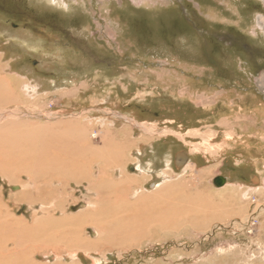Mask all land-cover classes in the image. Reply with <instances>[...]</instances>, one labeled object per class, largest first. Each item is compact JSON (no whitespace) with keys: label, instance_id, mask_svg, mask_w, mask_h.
<instances>
[{"label":"rangeland","instance_id":"obj_1","mask_svg":"<svg viewBox=\"0 0 264 264\" xmlns=\"http://www.w3.org/2000/svg\"><path fill=\"white\" fill-rule=\"evenodd\" d=\"M263 17L264 0H0V52L15 70L42 81L55 101L50 104L53 111L71 118L87 114L86 121H113L119 125L111 127H127L131 152L143 149L144 164L153 158L157 171L169 168L166 155L171 152L174 177L185 176L188 170L177 166L174 157L186 150L198 168L216 165L210 177L213 186L225 187L226 183L216 185L218 176L226 178L225 182L261 183L263 179L254 181L253 176L263 177L264 156L252 161L241 155L235 139L243 136L256 148L258 138L251 134L264 136V131L258 132L262 122L256 116L259 108L264 109ZM72 85L78 88L57 102L56 90ZM181 92L190 98L182 99ZM200 95H205L202 106L192 102ZM247 95L252 99L245 101ZM93 97L95 102L90 104ZM84 100L85 107L79 103ZM22 103L29 104V100ZM201 107H227L234 114H222L217 120L210 117L215 121L206 122ZM188 115H192L190 120ZM129 169L136 170L135 162ZM160 178L154 176L146 188L162 189L150 188ZM2 189L8 200L11 185L0 176ZM67 192L63 208L70 212L85 208L89 195L85 185L73 184ZM91 196L95 198L96 193ZM40 207L23 202L9 209L32 222L33 211ZM119 210L115 221L126 220L132 213L124 207ZM249 211L264 218V200L254 198ZM153 213L154 202L144 216ZM221 222L193 226L151 221L144 236L116 242L105 241L102 234L92 258L82 254L74 264H264V230L259 218L246 230L236 229L237 221ZM100 226L105 232L106 227ZM85 231L95 238L98 235L93 224ZM2 242L0 251L12 246L11 241ZM51 264L58 263L53 260Z\"/></svg>","mask_w":264,"mask_h":264},{"label":"bare ground","instance_id":"obj_2","mask_svg":"<svg viewBox=\"0 0 264 264\" xmlns=\"http://www.w3.org/2000/svg\"><path fill=\"white\" fill-rule=\"evenodd\" d=\"M197 33L201 35V30L198 29ZM3 54L0 52V176L11 185L12 190L8 200L3 189L0 190V242H12V246L0 251V264H51L53 260L58 264H74L81 261L82 254L92 258V252L97 249L96 241L103 238L102 234L106 235L105 241L110 242L120 241L122 237L134 239L146 234L143 230L152 224L151 221H160L162 225L184 222L193 226L200 222L205 226L229 219L238 222L236 229L246 230L254 218H259L261 230H264V218L249 211L254 198L264 200L263 162L256 163V167L262 164L263 177L253 176L254 181L263 179L261 183L251 184L242 179H235L234 183L225 182L224 178L221 185L216 184L223 186L226 183L225 187L213 186V182L210 184L216 165L200 169L192 158L182 167L183 171L188 170L186 175L174 177L171 152L166 155L169 168L157 171L153 158L144 164L143 149L137 148L138 153L131 152L133 142L127 127H111L119 125L113 121H86L87 114L71 118L72 115L53 111L50 104L55 101L50 99L51 94L45 91L42 81L15 70L9 61L2 60ZM29 70L34 71L33 68ZM77 88L78 85H72L56 90L57 102L70 96ZM215 97L217 100L218 96ZM181 98L190 97H186L184 92ZM204 98L205 95H200L192 102L200 105ZM24 99L29 100V104H23ZM91 99L90 104L95 102V97ZM248 99L252 96L247 95L245 101ZM84 101L79 103L85 107L87 100ZM209 103L214 104L212 101ZM201 110L207 114L205 121L212 123L222 114H234V110L227 107H201ZM257 113V122L259 119L262 122V129L258 132L264 131V109L259 108ZM189 117L192 118V115L186 116L190 120ZM122 135H125V140L116 143ZM251 135L258 138L255 139L257 149L253 142L243 140V136L235 141L241 155L256 161L255 156H264V136ZM98 138H101L102 145L98 143ZM176 159L177 165L181 166L187 160L186 152L181 151ZM131 162H135L134 172L129 169ZM154 176L161 177V180L154 182L150 188L162 189L146 188V183ZM169 177L171 181L168 182ZM73 184L77 187L85 185L89 194L84 199L87 205L79 212H70L62 207L69 197L65 199L64 195ZM91 193H96L95 198ZM115 201H119L118 204L112 205ZM23 202L31 207L41 205L36 211L32 210V222L24 220L26 217L23 216L16 217L9 209L13 203ZM152 202L155 213L145 217L146 208ZM119 207L131 211L126 220L134 222L126 221V217L115 221L114 213L122 210ZM127 213L125 216H128ZM91 224L98 234L97 239L85 231V227ZM100 225L106 227L105 232ZM22 238L26 240L22 241ZM61 242L65 245L58 246Z\"/></svg>","mask_w":264,"mask_h":264},{"label":"crops","instance_id":"obj_3","mask_svg":"<svg viewBox=\"0 0 264 264\" xmlns=\"http://www.w3.org/2000/svg\"><path fill=\"white\" fill-rule=\"evenodd\" d=\"M184 152H186V155H187V160L180 166V167H183L186 163H188V161H190V153L188 152V151H186V150H183ZM180 153V152H179ZM179 153H177L176 154V156L174 157V160H175V164L177 165V159H176V157L178 156V154ZM203 156V155H202ZM208 164V163H207ZM178 166V165H177ZM197 166H198V163H197Z\"/></svg>","mask_w":264,"mask_h":264},{"label":"water","instance_id":"obj_4","mask_svg":"<svg viewBox=\"0 0 264 264\" xmlns=\"http://www.w3.org/2000/svg\"><path fill=\"white\" fill-rule=\"evenodd\" d=\"M224 181H225V179L223 177H221V176H218L215 179V183L218 184V185H221Z\"/></svg>","mask_w":264,"mask_h":264},{"label":"trees","instance_id":"obj_5","mask_svg":"<svg viewBox=\"0 0 264 264\" xmlns=\"http://www.w3.org/2000/svg\"><path fill=\"white\" fill-rule=\"evenodd\" d=\"M185 20H186V18H185ZM187 22V21H186ZM191 24L193 25V22L191 21Z\"/></svg>","mask_w":264,"mask_h":264},{"label":"flooded vegetation","instance_id":"obj_6","mask_svg":"<svg viewBox=\"0 0 264 264\" xmlns=\"http://www.w3.org/2000/svg\"><path fill=\"white\" fill-rule=\"evenodd\" d=\"M195 26H197V25H195Z\"/></svg>","mask_w":264,"mask_h":264}]
</instances>
